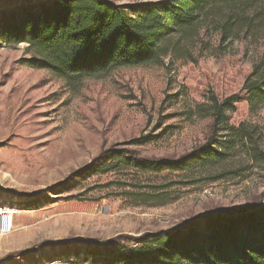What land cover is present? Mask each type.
Instances as JSON below:
<instances>
[{
    "label": "rangeland",
    "instance_id": "rangeland-1",
    "mask_svg": "<svg viewBox=\"0 0 264 264\" xmlns=\"http://www.w3.org/2000/svg\"><path fill=\"white\" fill-rule=\"evenodd\" d=\"M53 1L0 0V25ZM257 9L263 19L227 42L213 31L224 10L210 17L201 42L192 49L181 41L163 65L119 68L71 89L46 70L23 66L26 44H0V264H103L110 253L207 213L264 205V162L241 148L225 176L217 166L145 175L85 170L111 148L147 159L187 154L209 135L211 120L191 114L209 92L219 99L240 94L229 124L256 127L264 152V104L250 107L242 92L264 63V9ZM158 185H171L166 204L136 200Z\"/></svg>",
    "mask_w": 264,
    "mask_h": 264
},
{
    "label": "trees",
    "instance_id": "trees-1",
    "mask_svg": "<svg viewBox=\"0 0 264 264\" xmlns=\"http://www.w3.org/2000/svg\"><path fill=\"white\" fill-rule=\"evenodd\" d=\"M261 6L264 9V0H161L122 5L110 0H54L51 5L5 20L0 25V44H26L28 57L21 64L48 71L71 89L85 78L100 79L119 68L163 65L181 41L192 49L201 42L210 17L224 10L225 19L213 22V31L221 42H227L241 28L263 19L257 9ZM174 38L177 40L172 43ZM242 92L250 107L264 104V63L254 66ZM240 101V94L219 99L209 92L206 103L191 111L211 120L209 135L183 156L147 159L111 148L85 170L145 175L217 166L223 172L220 176H225L223 169L236 148L245 149L253 162L263 163L258 129L229 124V115ZM162 134L145 138L156 141ZM170 187L158 185L156 192L142 193L136 200L163 206L170 200L164 190ZM103 264H264V205L239 213H207L197 222L145 236L134 248L110 253Z\"/></svg>",
    "mask_w": 264,
    "mask_h": 264
},
{
    "label": "built area",
    "instance_id": "built-area-1",
    "mask_svg": "<svg viewBox=\"0 0 264 264\" xmlns=\"http://www.w3.org/2000/svg\"><path fill=\"white\" fill-rule=\"evenodd\" d=\"M2 218H1V216H0V235H2L3 234V232H2V227H1V224H2Z\"/></svg>",
    "mask_w": 264,
    "mask_h": 264
}]
</instances>
